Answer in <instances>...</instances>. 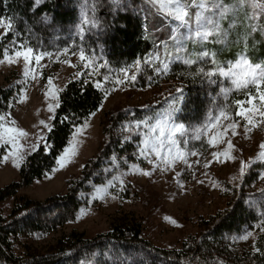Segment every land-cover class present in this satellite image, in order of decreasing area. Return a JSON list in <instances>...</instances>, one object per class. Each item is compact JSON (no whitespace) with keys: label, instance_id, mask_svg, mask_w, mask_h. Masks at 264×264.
I'll return each mask as SVG.
<instances>
[{"label":"rangeland","instance_id":"1","mask_svg":"<svg viewBox=\"0 0 264 264\" xmlns=\"http://www.w3.org/2000/svg\"><path fill=\"white\" fill-rule=\"evenodd\" d=\"M83 3L85 11L82 13V24L88 29L102 26L104 16L99 12L107 7V0H84ZM221 3L232 7V11L220 20L223 32L212 36L210 39L213 40H227L240 16V5L234 4V0H221ZM196 11L195 8L191 9L193 18ZM97 19L98 25L84 22ZM165 24L172 30V37L178 35L173 31L174 23L170 26L165 21ZM8 25V19L0 17V39L6 30L10 31ZM173 42L175 47L176 42ZM180 43L183 48L181 54L186 52L188 56L192 55L198 48L200 53L205 51V42L184 40ZM19 45L15 40L7 41V47L0 57V85L8 80L21 86L17 99L0 115V124L3 125L0 128V187L19 179L21 163L19 166L14 163V154L18 152L25 159L32 153V146L37 144L39 136L46 137L49 128H45L41 121L51 123L49 118L53 117L54 112H49L48 105L56 103L58 90L71 78L85 77L95 84L99 82L106 91L103 102L75 127L81 129L79 135L73 137L74 129L64 147L75 141L74 154L65 159L61 151L51 170L30 185L21 187L16 196L24 195L42 201L53 194L65 193L69 182L79 179L85 164L94 159L106 144L103 129L109 124L111 116H119V119L111 129L110 146L122 145L125 149L121 156L111 154L106 158L107 163L96 173L100 181L91 184L88 190L80 194L82 204L71 220L47 233L16 235L12 246L14 253L44 254L53 249L60 237L71 231L92 237L107 231L112 222L121 219H139L144 237L152 244L178 248L184 239L202 233L203 220L227 207L238 191L264 196V178L261 177V173H264V159L261 158L264 153L261 147L264 144V117L256 111L253 124H247V121L236 116L238 106L235 102L246 100L247 93L236 91L227 78L219 76V91L212 95L211 102L200 115H192L193 118L186 121L173 115V122L185 125V136L177 134L178 144L171 154L166 142L158 158L151 147L145 148L143 141L148 138L150 125L169 107H161L155 114L144 117L136 113L140 108L160 104L163 100L169 102L167 98L181 87L179 77L187 74L188 68L182 67L181 72L177 73L172 67V60L167 70L156 72L155 67L162 68L163 63H168V57L161 55L157 49L143 58L151 55L152 66L143 64L142 59L139 69L135 66L137 61L114 67L105 61L101 51L88 50L80 45L49 52L34 50V53L48 52L50 55L44 56L39 63L33 59L26 67L23 57L15 56L16 51H23ZM80 49H84L86 57L91 59L82 62L79 59ZM179 61H183L182 56ZM195 68L198 72L201 68L205 72L214 71L207 63L196 64ZM145 69L149 77L142 82L140 74ZM125 70L128 77L135 75L136 79H126ZM117 80H125V83L117 84ZM222 89L229 91L225 93ZM251 91L256 96L255 90ZM53 95L56 100L52 99ZM260 104L257 96L253 105L245 103L243 107L260 109ZM221 110L225 111L228 119L220 117L217 121L214 117ZM145 119L149 121L148 125L138 123ZM230 124L235 125V135L232 128L228 127ZM246 125L249 129L247 132ZM4 129L22 130L25 135L20 136L17 131L5 132ZM9 137H15V144ZM213 137L216 139L210 144L209 140ZM184 139L188 140L187 144L183 143ZM229 141L232 147H229ZM142 148L145 149L144 155H141ZM177 149L184 154L183 159H173ZM193 152L197 154L191 155ZM213 153L217 156L213 157ZM241 161L245 164V173L250 169L255 172V178L250 183L242 184L244 175L240 174ZM145 172L150 174L145 175ZM110 180L112 183L109 185ZM101 187L107 189L106 194L96 192ZM16 196L8 197L0 203L2 214H9ZM248 232L252 235L247 240L239 239ZM257 233L258 230L252 227H243L231 236V248L238 251L251 248Z\"/></svg>","mask_w":264,"mask_h":264},{"label":"trees","instance_id":"2","mask_svg":"<svg viewBox=\"0 0 264 264\" xmlns=\"http://www.w3.org/2000/svg\"><path fill=\"white\" fill-rule=\"evenodd\" d=\"M83 2L41 0L37 4L35 0H0V17L7 18L12 25L0 39V57L7 41L11 40L35 51L48 52L80 45L101 51L105 61L114 67L140 61L154 49L165 57L176 54L172 30L164 19L150 9L145 23V13L140 11L146 7L143 0H120L119 5L107 0V7L99 12L104 16L103 25L97 29H88L82 24ZM257 2L264 3V0ZM234 4L240 5L239 20L227 40L205 42L208 58L185 64V59H196L200 54L198 48L189 56L186 52L179 53L182 62L172 59V67L177 73L182 67L189 69L187 74L179 77L186 99L179 105L181 110L173 114L184 121L204 112L212 95L219 91V75L204 78L198 74L196 64L207 63L215 71L213 55L217 63L225 66L242 55L252 63L264 64V15L254 10L247 0L243 5L234 0ZM254 12L258 19L252 18ZM140 75L142 82L149 77L146 69ZM20 90L17 82L6 80L0 85V115L17 99ZM105 94V89L97 88L93 80L85 77L71 78L65 83L58 92L60 106L55 110L52 127L46 134L50 150L42 148L25 157L19 167V179L0 187V203L16 196L21 187L30 185L51 170L75 127L100 107ZM172 96L167 98V103L163 100L160 104L138 109L136 115L144 117L155 114L161 107H169ZM118 119L119 116L109 117V124L103 129L106 144L85 164L79 179L69 182L65 193L53 194L42 201L16 196L8 215L0 211V264H133V261L144 264H264V231H261L264 228V196L242 190L234 195L227 207L203 220L202 233L184 239L178 248L152 244L144 237L139 219H121L112 222L107 231L92 237L71 231L44 254L14 253L12 246L16 235L47 233L71 220L82 204L80 194L100 181L96 173L107 163L106 158L111 154L123 155L125 146H110L111 129ZM254 178L255 172L250 169L244 174L242 184L250 183ZM245 226L258 230L253 245L241 251L231 248V236Z\"/></svg>","mask_w":264,"mask_h":264},{"label":"snow or ice","instance_id":"3","mask_svg":"<svg viewBox=\"0 0 264 264\" xmlns=\"http://www.w3.org/2000/svg\"><path fill=\"white\" fill-rule=\"evenodd\" d=\"M37 4L41 2V0H35ZM237 2L243 5L246 0H237ZM250 3V6L254 10H258L260 15H264V3H259L257 0H247ZM113 4L119 5L120 0H112ZM145 4V8L141 9L140 11L145 13V23L149 18V10H153L155 15L161 16L169 25L171 26L173 23L175 27L173 31L178 35L174 36L172 39L176 42L175 44V53L174 55H170L168 57V63H163L161 67H155L154 70L156 72H161L162 70H167L169 64L171 63L172 59H179V53L183 50L181 41L184 40H191L194 43H203L209 41V39L216 35L222 34L223 30L220 27V20L225 18L227 13L232 11V7L225 6L221 3V0H143ZM197 9L195 13V17L193 18L191 9ZM253 19H258V16L254 12ZM54 19V18H50ZM85 23H93L94 25H98V19L93 21L85 20ZM12 27L11 23L8 25V29ZM181 29L184 31L181 32ZM7 34V30L5 35ZM165 48L168 47L167 44L163 45ZM19 48L23 49V51H16V57H23L25 61V65H27L34 59L37 63L43 59L44 56H49L50 53L48 52H39L34 53L33 48L27 47L23 44L19 45ZM65 54H67V50H65ZM75 54V53H73ZM209 57V53L204 51L196 56V59H185V64H193L199 61H203ZM79 59L83 62L86 59H91V57H86L84 49H80L79 51ZM212 64L215 66V71H207L203 68L199 70V75L203 76L204 78H212L216 75L220 77L227 78L230 80L231 84L234 86L236 91H245L247 93V98L244 101L237 100L235 103L238 106V111H236V116L241 117L243 120L247 121V124H253V116L256 111L259 112V115L264 117V90H262V86H264V65L256 63L253 64L247 59L245 56H240L237 60L233 62H228L227 65H223L221 63H217L215 60V56L211 57ZM153 57L149 55L146 59H143V64L152 66ZM158 63L159 58L157 57ZM87 66V65H86ZM136 68L139 69L141 66V61L136 62ZM125 77L126 79H130L134 81L136 79L135 75L131 77L127 76V72L125 70ZM210 82H213L210 80ZM51 83V80L49 81ZM117 84L125 83V80H117ZM95 86L97 88L101 87L99 82H96ZM252 89L255 90L256 96H253ZM59 91V90H58ZM221 91L227 93L229 89H222ZM258 96L260 104V109H245L243 105L247 103L248 105H253L254 99ZM53 100H56V96L53 95ZM186 98L184 97L183 89L177 88L175 94L171 97V102L169 104L168 110L166 112L160 114V118L155 120L154 124L150 125V132L148 134V138H146L143 143L145 148L151 147L152 152L156 154L159 158L161 153L160 149L165 147V143L167 142L169 154L175 146L178 144L177 134L179 136L184 137L186 133V127L183 123L173 122V114L175 112L180 111V103L184 101ZM60 106L59 101L56 100V103H50L48 105L49 112H55V110ZM220 117H224L228 119L225 115V111L221 110L218 116L214 118L219 121ZM53 117H50L49 120L51 121ZM138 123H142L145 125L149 124L147 119L140 121ZM41 124L45 128H51V123H46L45 121H41ZM138 126V125H137ZM228 127L232 128L233 134L235 135V125L230 124ZM0 128H3V125L0 124ZM5 132H12L17 131L18 135L23 136L25 133L22 130H13V129H4ZM81 129L76 128L73 137L79 135ZM227 131V129H225ZM245 131H249L247 125L245 126ZM158 132V135H153V133ZM165 134L166 138H165ZM198 138V137H197ZM12 143L15 144V137H9ZM46 137L43 135L39 136L38 142L36 145L32 146V152H38L42 148H48L50 150V145L46 143ZM216 138L213 137L212 140H209V143H213ZM44 141V143H41ZM184 144L188 143L187 139L183 140ZM229 147H232L231 142L229 141ZM264 148V144L261 145ZM63 158H68L69 156L74 154L75 151V141L69 142L68 147L64 148L63 150ZM145 154V149H141V155ZM191 155H196L197 153L193 152L190 153ZM217 154L213 153V157H216ZM14 163L19 166L20 163L24 161V156L19 154L18 152L14 154ZM183 159L184 154L177 149L176 156L173 159ZM261 158L264 159V153L261 154ZM59 160V158H58ZM249 163H252L251 161ZM206 167L208 165H205ZM63 167V165H61ZM245 173V164L241 161V168L240 174L243 176ZM145 175H149L150 173L145 172ZM261 177L264 178V173H261ZM114 179H119V177H114ZM112 181H108L110 185ZM97 193H105L107 192L106 188H97ZM97 197H93L96 199ZM261 231H264V228H261ZM252 233L248 232L247 235L240 236L239 239L247 240ZM133 264H144L143 261H133Z\"/></svg>","mask_w":264,"mask_h":264}]
</instances>
